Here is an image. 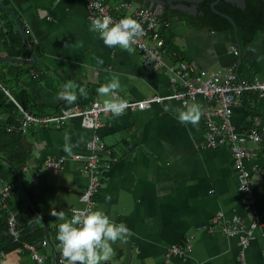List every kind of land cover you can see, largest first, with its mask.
<instances>
[{"label": "crops", "instance_id": "crops-1", "mask_svg": "<svg viewBox=\"0 0 264 264\" xmlns=\"http://www.w3.org/2000/svg\"><path fill=\"white\" fill-rule=\"evenodd\" d=\"M1 1L22 22L35 54L30 64L0 61V88L12 97L7 104H18L36 115H57L62 109L86 107L93 100L103 102L105 98L98 96L96 89L113 76L120 80L117 95L124 100L168 95L173 90L167 70L145 66L136 49L130 55L118 47L105 46L99 34L89 30L91 19L84 0ZM123 1H129L132 7L137 4L132 0H106L110 5ZM6 29L17 39L12 56L3 39ZM16 30L20 34L15 21L0 12V57L30 59ZM161 34L166 42L167 64L185 60L209 71L240 65L236 73L240 80L257 77L264 81V31L241 47L239 63L232 48L239 50L229 30L191 25L168 9ZM97 58L104 63L98 65ZM70 82L84 87L88 98L78 97L72 105L59 99L58 94ZM186 105L200 107L198 126L177 119L178 111ZM204 119L203 98L185 105L165 99L116 118L101 115V125L95 130L83 128L77 117L59 128L30 126L24 136L29 157L26 170L21 167V184L52 243L40 247L46 263L57 264L56 233L61 221L51 212L62 210L69 218L72 208L83 206L80 198L87 176L81 162L70 157L85 154L86 142L95 135L110 154L102 156L107 165L93 210L102 209L134 233L127 242L113 244L115 255L108 264H264V97L246 93L231 116L238 132L256 126L263 135L259 142H245L256 153L254 161L247 162V166H256L251 176L255 202L249 209L241 203L230 149L226 145L206 146ZM65 135L73 144L84 137L71 156L63 151ZM59 156L67 159L60 172L36 169L44 158ZM112 157L115 161H110ZM233 216L239 217L240 226L246 230L252 223L258 225L243 248L239 234L229 236L222 230V226L231 224ZM173 245L183 251L172 254ZM1 251L0 264H35L24 248Z\"/></svg>", "mask_w": 264, "mask_h": 264}, {"label": "built area", "instance_id": "built-area-1", "mask_svg": "<svg viewBox=\"0 0 264 264\" xmlns=\"http://www.w3.org/2000/svg\"><path fill=\"white\" fill-rule=\"evenodd\" d=\"M84 1L90 19L101 15H109L114 20H119L122 17L136 19L142 25L144 35L138 38L133 47L140 53L143 64L156 70L164 69L168 72V82L173 87L170 94L148 95L140 100H125L128 105L126 111L144 110L151 104L165 99H174L185 105L188 101L203 98L205 100V144L211 148L226 145L230 149L233 167L237 173V188L241 194V203L245 208H251L255 202L251 176L256 170V166L254 164L247 166V162L252 163L256 153L245 146V142L247 140L259 142L262 140L263 135L256 126L250 127L245 132H238L232 124L231 116L234 106L240 103L243 92H254L258 97H264V81L257 77L240 80L237 77L235 65L223 70L209 71L199 69L194 63L185 60H177L167 64L165 60L167 49L161 35L162 17L153 8L137 4L132 7L129 1L112 5L108 4L106 0ZM232 49L233 55L238 54L235 47ZM2 89L12 99L7 90ZM102 104L103 102L93 100L86 107L73 106L72 108L62 109L57 115H36L29 109L16 104L19 110L17 125L9 124L6 126V130H17L24 133L30 126L52 125L59 128L63 123L75 117L79 118L80 125L83 128L95 130L101 125L100 116L107 115L103 111ZM85 148V154H73L70 157L81 162V170L87 176V184L80 198L83 206L72 208L69 218L74 209L93 210L95 196L101 187L107 165L102 156L110 154L105 143L99 141L95 135L86 142ZM115 159V157H112L110 161H115ZM66 160L64 156L46 157L37 165L36 169L57 173L61 171ZM23 170H26L25 165ZM10 196V184L0 178L1 208H6V201ZM7 222L10 235L14 241H18L20 229L15 212L8 211ZM230 222L231 224L222 226V230L229 236L239 234L241 237L240 244L242 248L245 247L248 243L249 234L251 230L257 228V223H252L250 229L246 230L240 226L238 216H233ZM58 243L55 258L57 264H62L63 258L58 250ZM46 246H48L46 238L37 243H23V248L29 252L35 264H47L46 255L40 252V247ZM181 251L183 250L176 245H173L170 249L172 254H179ZM1 254H3L2 251Z\"/></svg>", "mask_w": 264, "mask_h": 264}, {"label": "clouds", "instance_id": "clouds-1", "mask_svg": "<svg viewBox=\"0 0 264 264\" xmlns=\"http://www.w3.org/2000/svg\"><path fill=\"white\" fill-rule=\"evenodd\" d=\"M89 30L98 33L105 46L118 47L130 55L135 52L133 46L138 38L144 35L142 25L132 17L114 20L109 15L96 16L91 18ZM96 63L102 65L104 61L97 58ZM120 89V80L115 76L96 89L98 96L105 98L102 104L104 113L111 114L113 118L123 115L128 107L127 102L117 95ZM78 97L87 99L88 92L84 87L71 82L65 84L58 94V98L63 99L68 105L74 104ZM201 116L202 112L198 105H186L184 109L178 111L177 119L182 124H191L195 127L198 126ZM64 141L63 151L71 156L73 149L83 143L84 137L81 136L73 144L71 137L65 135ZM51 215L61 221L58 224L56 239L63 258L62 264H108L115 255L113 244L127 242L134 235L124 223H116L102 209H74L70 218H66L62 210L53 209Z\"/></svg>", "mask_w": 264, "mask_h": 264}, {"label": "trees", "instance_id": "trees-1", "mask_svg": "<svg viewBox=\"0 0 264 264\" xmlns=\"http://www.w3.org/2000/svg\"><path fill=\"white\" fill-rule=\"evenodd\" d=\"M132 1L139 6H148V2H144L143 0ZM213 1L203 0L200 2L197 5L198 13L195 15H189L177 9L172 10V12L177 14L183 21L197 27H206L210 30H229L235 39L232 24L225 17L217 14L210 8V3ZM244 2V8H240L236 4L224 0H219L214 6L217 11L228 15L235 22L237 26V38L241 47L254 41L264 31V0H244ZM0 12L14 22L13 18L1 8ZM162 15H165V10ZM2 32L4 34L3 39L7 53L11 56L15 55L14 44L17 39L14 33L7 29ZM15 32L19 38L18 40L21 41L18 30ZM239 66L236 65L235 67L236 73L239 70ZM246 93L257 96L254 92H243V99ZM9 100L10 98L0 88V178L11 186V196L6 201V208L0 207V249L2 251H10L15 248L23 249V243H37L44 238V227L41 225V220L37 218L38 210L34 207V204L30 203L26 195H24L22 190L23 185L21 184L23 178L21 167L25 165L29 157V153L24 148V136L27 130L24 133L17 130H6V126L9 124L17 125L19 115V110L14 103L11 102V105L7 104ZM249 111L251 112L252 108H249ZM8 211H13L16 214L20 229L18 241H14L8 231Z\"/></svg>", "mask_w": 264, "mask_h": 264}, {"label": "water", "instance_id": "water-1", "mask_svg": "<svg viewBox=\"0 0 264 264\" xmlns=\"http://www.w3.org/2000/svg\"><path fill=\"white\" fill-rule=\"evenodd\" d=\"M144 2H148V7L153 8L161 17L162 14L165 10V7L167 6L169 9H177V10H181L186 12L189 15H195L198 13L197 11V5L202 2L203 0H143ZM226 2H230L233 4H236L237 6H239L240 8H244L245 6V2L244 0H224ZM219 2V0H214L213 2L210 3V8L216 12L217 14L225 17L233 26V30L235 32V43H236V47L239 50L238 53V57H237V62H240V50H241V46H240V42L237 38V26L235 24V22L231 19V17H229L228 15L221 13L219 11H217L214 6ZM0 8L7 12L15 21L20 34L22 36L23 42L26 46V48L28 49L31 58L30 59H22V58H17V57H0V61H13V62H20V63H33L35 61V54L29 44L28 38H27V33L25 31V27L23 26L22 22L19 20L18 16L12 11L10 10L1 0H0ZM33 204V203H31ZM45 227V237L48 240V243L52 246V243L49 240V235L47 232V228L46 225L44 224Z\"/></svg>", "mask_w": 264, "mask_h": 264}, {"label": "flooded vegetation", "instance_id": "flooded-vegetation-1", "mask_svg": "<svg viewBox=\"0 0 264 264\" xmlns=\"http://www.w3.org/2000/svg\"><path fill=\"white\" fill-rule=\"evenodd\" d=\"M166 8H167V9H166ZM168 9H169V8L166 6V7H165V11L168 10ZM170 10H174V9H170ZM175 10H176V9H175Z\"/></svg>", "mask_w": 264, "mask_h": 264}]
</instances>
